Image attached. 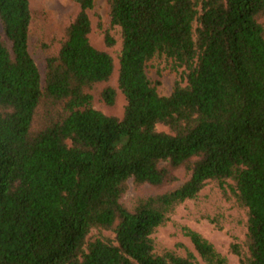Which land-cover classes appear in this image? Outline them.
Masks as SVG:
<instances>
[{"label":"trees","instance_id":"1","mask_svg":"<svg viewBox=\"0 0 264 264\" xmlns=\"http://www.w3.org/2000/svg\"><path fill=\"white\" fill-rule=\"evenodd\" d=\"M72 2L47 40L29 0H0V264H230L187 226L192 249L151 236L207 185L245 216L228 251L264 264V0H107V25ZM118 92L121 117L100 109ZM128 180L157 191L127 204Z\"/></svg>","mask_w":264,"mask_h":264},{"label":"rangeland","instance_id":"2","mask_svg":"<svg viewBox=\"0 0 264 264\" xmlns=\"http://www.w3.org/2000/svg\"><path fill=\"white\" fill-rule=\"evenodd\" d=\"M29 1L35 17V31L37 33V29H39L47 40L62 29L64 21L73 15L76 9L72 0ZM91 16L94 20L98 17L102 24L107 25V0H95ZM100 40L101 35H96V44H100ZM114 49H119V41ZM145 70L148 78L151 79L152 82H157L156 91L159 95H168L172 90L174 82L179 78V74L170 69L169 63L164 56H153L146 62ZM115 80L116 75L113 79L114 85L116 84ZM124 104V97L118 92L116 104L113 109H107L105 107H100V109L105 113H113L121 117ZM96 107H98V105H96ZM156 129L166 130V127L157 124ZM177 175L179 180L174 185L166 187V190L174 188L187 178L182 170L178 171ZM156 191L155 188L148 185L141 186L140 189L135 190L131 181L128 180V190L124 194L123 199L128 204L131 198L136 194L154 193ZM205 215L216 218L221 228H217ZM244 219L245 216L238 213V211L221 196L216 187L207 185L202 189L197 199L186 200L178 205L171 215L170 220L167 221L165 225L158 227L151 236L157 243L167 247L181 249L178 244L182 243L192 249L187 237L180 232V227L187 226L198 231L202 236L208 239L216 250L227 258L230 264H239L237 256L228 251V246L233 235L242 238ZM99 235L113 236L110 231L93 228L88 232L86 239Z\"/></svg>","mask_w":264,"mask_h":264}]
</instances>
